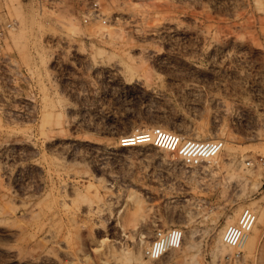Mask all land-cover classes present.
Instances as JSON below:
<instances>
[{
	"label": "rangeland",
	"instance_id": "rangeland-1",
	"mask_svg": "<svg viewBox=\"0 0 264 264\" xmlns=\"http://www.w3.org/2000/svg\"><path fill=\"white\" fill-rule=\"evenodd\" d=\"M92 1L0 0V264H264V0ZM155 127L223 148L188 165Z\"/></svg>",
	"mask_w": 264,
	"mask_h": 264
},
{
	"label": "built area",
	"instance_id": "built-area-1",
	"mask_svg": "<svg viewBox=\"0 0 264 264\" xmlns=\"http://www.w3.org/2000/svg\"><path fill=\"white\" fill-rule=\"evenodd\" d=\"M103 8L98 0H93L85 14V21H105ZM169 135L166 148L172 152L178 153L182 160L188 165H198L203 161L212 158L218 154L223 148V141L215 140H195L180 139L179 135L170 133L161 127H155L147 136H151L150 141H158L161 134ZM166 139V138H165ZM165 141V140H164ZM164 143V142H163ZM258 219L257 211L247 205L244 206L236 221L227 225L222 233V240L228 246L239 247L253 230ZM184 240V230L178 225H171L166 228L156 230L149 246L145 249V253L151 258H161L169 250L179 248Z\"/></svg>",
	"mask_w": 264,
	"mask_h": 264
},
{
	"label": "bare ground",
	"instance_id": "bare-ground-1",
	"mask_svg": "<svg viewBox=\"0 0 264 264\" xmlns=\"http://www.w3.org/2000/svg\"><path fill=\"white\" fill-rule=\"evenodd\" d=\"M148 135V134H147ZM146 135V136H147ZM147 137H149V136H147ZM169 135H167L166 133L165 134H161L160 135V138H159V140L158 141H156V140H154V141H156V142H159L160 144H163V146H165L166 147V143H167V141H168V139H169ZM138 138V137H137ZM166 138V139H165ZM150 139H151V136H150ZM165 140V141H164ZM164 142V143H163ZM223 153V152H222ZM215 156H218V155H214L212 158H214ZM233 216L234 215H232V216H230V218L228 219V222H233L234 221V218H233ZM230 224V223H229ZM252 232V231H251ZM250 232V233H251ZM249 233V234H250ZM249 234L247 235V237L249 236ZM247 237L245 238V240H244V242L239 246V247H241V246H243L244 244V247L246 246V243H247V245L249 244V239H248V241H246V239H247ZM250 237V236H249ZM251 239V238H250ZM246 241V242H245ZM231 247H233V246H231ZM170 251V250H169ZM154 259H159V258H154Z\"/></svg>",
	"mask_w": 264,
	"mask_h": 264
}]
</instances>
